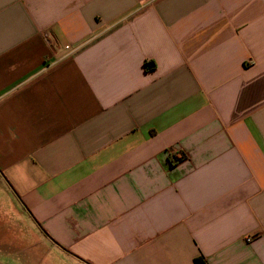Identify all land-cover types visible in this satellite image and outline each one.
Returning a JSON list of instances; mask_svg holds the SVG:
<instances>
[{"label": "crops", "instance_id": "obj_1", "mask_svg": "<svg viewBox=\"0 0 264 264\" xmlns=\"http://www.w3.org/2000/svg\"><path fill=\"white\" fill-rule=\"evenodd\" d=\"M0 183V264H264V0H0Z\"/></svg>", "mask_w": 264, "mask_h": 264}, {"label": "rangeland", "instance_id": "obj_2", "mask_svg": "<svg viewBox=\"0 0 264 264\" xmlns=\"http://www.w3.org/2000/svg\"><path fill=\"white\" fill-rule=\"evenodd\" d=\"M2 214H10L15 218L18 217V212L14 207L11 198L0 183V215Z\"/></svg>", "mask_w": 264, "mask_h": 264}, {"label": "trees", "instance_id": "obj_3", "mask_svg": "<svg viewBox=\"0 0 264 264\" xmlns=\"http://www.w3.org/2000/svg\"><path fill=\"white\" fill-rule=\"evenodd\" d=\"M153 66H154V62H152V67ZM145 67H146V69H148L149 65L146 64ZM184 159H185V155H182L181 157H177L174 155V156H172V158H170V162L172 165H174V164L182 162Z\"/></svg>", "mask_w": 264, "mask_h": 264}, {"label": "built area", "instance_id": "obj_4", "mask_svg": "<svg viewBox=\"0 0 264 264\" xmlns=\"http://www.w3.org/2000/svg\"><path fill=\"white\" fill-rule=\"evenodd\" d=\"M247 241H248V242H251V241H252V238H248Z\"/></svg>", "mask_w": 264, "mask_h": 264}]
</instances>
